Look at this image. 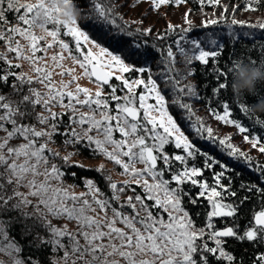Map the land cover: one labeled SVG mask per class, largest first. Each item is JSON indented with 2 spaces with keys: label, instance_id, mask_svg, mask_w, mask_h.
<instances>
[{
  "label": "snow or ice",
  "instance_id": "snow-or-ice-1",
  "mask_svg": "<svg viewBox=\"0 0 264 264\" xmlns=\"http://www.w3.org/2000/svg\"><path fill=\"white\" fill-rule=\"evenodd\" d=\"M142 2L158 11L161 6H179L187 0H124L122 6L131 11ZM198 2L203 5L205 0ZM209 2L220 4V0ZM63 3L65 8L70 6V0ZM82 7L92 15L88 25L78 26L74 13L70 19L60 18L69 13L62 11L58 0H0V42L4 45L0 51V255L7 257V261L0 259V264H45L38 257L22 256L24 245L10 232L14 224L22 226L21 238L37 253H60L56 264H248L243 254L237 257L227 250L229 240L253 248L250 264H264V183H242L240 189L246 194L238 196L231 181L222 183L231 170L229 165L200 149L170 112L173 106L181 112L195 139L218 144L228 157L251 166L250 156L225 139L217 140L213 129L195 115L187 100L202 97L195 85L183 81L195 74L193 62L205 69L211 67L216 83L208 99L210 114L234 125L239 133H247L244 141L256 148L264 136L251 135L250 127L232 118L233 105L247 115L249 102L255 103L256 97L236 94L231 105L217 101L219 110L211 108V103L231 88L242 63L264 70V53L247 62L229 59V67L223 68L222 44L189 38L192 21L188 12V27L180 28L179 39L158 48L154 43L146 46V40L128 39L146 37L152 29L130 30L115 4L83 0ZM243 7L256 11L264 7V0H246ZM227 11L224 6L221 18H226ZM9 14H14L15 23ZM218 22L210 19L201 26ZM231 23L264 29V23L246 25L235 18ZM178 27L169 24L168 31L156 39L164 41ZM37 29L43 35H38ZM53 48L59 50L47 57ZM157 55L160 67L153 70L148 61ZM177 56L188 66L186 73L176 68ZM46 59L52 61L51 67L41 63ZM65 59H71L74 67L56 74L71 79L58 83L53 75L56 68L64 69ZM14 61H27L34 75L17 72L23 65ZM76 67L96 85L94 92L79 85ZM131 73L137 76L125 75ZM37 84L43 90L35 87ZM5 87L10 92H3ZM256 123L264 126V122ZM56 136L75 152L61 156L50 146L56 143ZM81 150L113 163L118 174L127 179L118 184L101 165L86 170L100 175L108 191L95 180L83 178L85 190L76 192L80 185L67 183L65 177L77 175L69 168H84L79 163L69 164ZM259 151L264 154V145ZM197 157L204 158L203 167L195 165ZM215 165L221 171L213 173L210 184L202 177ZM257 170L264 177V166ZM253 197L259 208H251L250 218L241 225L244 206ZM185 201L193 207L207 201L202 226H197ZM216 219H227L229 226L218 229Z\"/></svg>",
  "mask_w": 264,
  "mask_h": 264
},
{
  "label": "trees",
  "instance_id": "trees-1",
  "mask_svg": "<svg viewBox=\"0 0 264 264\" xmlns=\"http://www.w3.org/2000/svg\"><path fill=\"white\" fill-rule=\"evenodd\" d=\"M72 2L74 4L73 11L78 24L88 25L90 23L92 15L91 10L82 7L83 0H72ZM105 2L116 5L118 13L124 16V20L129 25L130 30L135 31V29L137 28L152 29V33L146 37H128V39H133L135 42H143L146 40V46L148 47H150L154 43L158 48H163L166 45L172 44L174 40L179 39L178 33L180 31V28L188 27V24L185 21L182 24L179 23V27L176 29V33L168 35L164 41L157 40L156 36L158 34L164 35L168 31L167 26L169 24L177 26V21L175 20H171V23L168 24H166V22L162 20L161 16L164 9H174L172 11H175L181 8H186L187 12L190 10L188 13L191 18L190 20L192 21V31L188 33L189 38L201 40H216L219 44H222L224 48L222 58H220V65L223 66V68L229 67V59H239L241 62H247L248 58L259 59L261 58L262 53H264V29H261L260 27L253 28L249 26H242L240 24L233 25L231 23L233 18H235L237 21L246 22V25H259L261 23H264V14L260 16L261 13H264V7H259L256 11H245L243 6L245 5L246 0H220L219 5L210 3L209 0H205V3L203 5H201L198 0H187L186 3L180 4L179 6L175 4L161 6L158 11L150 10L151 5L149 2H142L140 3L142 7L139 8V4V6L134 10H131L129 14L126 8L122 6L124 0H119L118 4L117 0H105ZM133 3H135V0H133ZM224 6H228V11L224 13V17L226 18H221V13L224 12ZM234 6H239L236 8L237 10H239V16H236V13H234L237 10L233 12ZM143 14L148 19L145 24H143ZM247 14L256 15L245 17V15ZM254 16H257L258 18ZM210 19H218L219 22L215 25H209L206 28L201 26L203 22ZM117 22L119 23L120 21L118 20ZM92 34L95 35V31H93ZM143 46L145 45L142 44V47ZM209 47H212V45H209ZM153 51H155V49ZM158 59L159 56L157 55L148 61V64L153 68V70H159L160 66L157 63ZM0 67H2V65H0ZM177 67L180 68L182 74L186 73L188 70V66L184 64L181 57L177 58L176 68ZM193 67H195L196 69L195 74L192 76H188L187 79H189V83L196 86V91L202 97L199 100H187V102L192 104L195 115L200 117L207 127H211L213 129V136L216 137L217 140L229 138L230 136H228L227 133L230 130H232L233 133L238 135L240 138L246 135L247 133H239L238 129L234 125H227L222 121H217L214 116L210 114L208 99L211 96V87L214 83H216L214 79V73L211 67L205 69V67L200 65L198 62H193ZM2 91L8 93L10 92V89L5 87L2 89ZM165 95L166 98L170 101L171 96L167 92L165 93ZM261 95H264V83L258 84L257 94L254 96L257 100ZM249 96L252 97L253 95ZM235 98L236 94L233 93L231 88L225 89L220 96L213 98L211 108L218 109L217 101L229 102L231 105ZM251 104L253 103L249 102V106ZM170 112L180 123L182 129L186 132V134H188L189 137L193 139V142L200 149L208 152L212 157L219 159L229 165V168L231 170L225 174L222 183L227 185L229 181H231V188L232 190H236L238 192V196L243 197L246 194L243 190L240 189L242 183H264V177H262L261 173L257 170V166H264V154L258 152V155H255V157L250 156L252 159L251 166L245 164L243 160L238 161L236 159L230 158L226 154V149H224L222 146L213 144L210 141L195 139L193 137V134L187 128V122L181 118V112L176 107H171ZM232 118H235L243 125L250 127V129L252 130L251 135L264 136V126L256 123L264 122V113L254 114L253 112L249 111V113L245 115L244 113H240L239 111L235 110V107L233 105ZM249 139H251V136L249 137ZM229 141L226 140L227 143H230ZM234 141L237 143L236 140ZM58 142L59 141L57 140V143ZM231 142V145L233 147L237 148L240 151L243 150L242 146L233 145V143L235 142ZM259 145H264V141H261V144ZM242 152H244V150ZM203 164L204 158L197 157L195 165L197 167H203ZM72 169H74V171L77 173V177L73 178L77 182L80 183L81 177L91 178L98 183L99 187L102 190H104L105 192L108 191V189L105 187L104 180L95 171L86 170L90 168L72 167ZM219 171H221V169L218 165H215L212 169L205 170L202 178L206 179L208 182L211 181L213 183V173ZM185 187L187 188L190 186L186 185ZM192 191L195 193L196 191H198V189H192ZM185 203L187 205V201H185ZM206 206L207 201H202L199 207L187 205L191 214L193 215V218L196 220L197 226H202L204 223V212L206 210ZM253 207H256L257 210L259 208L258 202L255 197H253L250 202L245 204L243 215L240 218L241 225L245 224L250 218L249 210ZM197 212L201 214L199 217H196L195 215V213ZM225 225L229 226V222L227 219H224L223 221L219 219L216 222V227H222ZM10 232L11 235L15 236L16 239L20 241L22 245H24V251L22 253V256L24 258L33 256L38 257L41 261L45 262V264H56V261L52 259L53 252L49 250L47 252L37 253L32 244H30L27 240L21 238L22 226L20 224H14L10 229ZM227 250L234 252L237 257L243 254L245 260L248 262V264H250V258L253 255V248L249 247L248 245H244L243 247H241L239 244H236L235 242L229 240V246H227ZM261 250L264 251V249ZM213 264H216V262L213 261Z\"/></svg>",
  "mask_w": 264,
  "mask_h": 264
},
{
  "label": "rangeland",
  "instance_id": "rangeland-1",
  "mask_svg": "<svg viewBox=\"0 0 264 264\" xmlns=\"http://www.w3.org/2000/svg\"><path fill=\"white\" fill-rule=\"evenodd\" d=\"M33 2H34V0H33ZM58 4H59V6H60V8L62 9V11H64V12H73L74 13V11H73V9H74V4H73V2H72V0H70V6L69 7H67V8H65L63 5H64V3H63V0H58ZM140 7H142V5L140 4V6H139V8ZM125 8V7H124ZM126 10H127V12H128V14H129V12H131L128 8H126ZM172 10H174V9H164L163 10V13H162V16H161V18H162V20L163 21H165L166 22V24H168V23H171L170 21L171 20H175V21H177V26H179V23H184V21H185V13L187 12V10H186V8H181V9H178V10H175V11H172ZM237 10V9H236ZM189 12V11H188ZM234 13H236L235 15L236 16H239L240 14H239V10H237L236 12H234ZM264 13H261V15L260 16H262ZM144 15V14H143ZM252 15H256V14H247V15H245V17L246 16H252ZM132 16V15H131ZM254 17H257V16H254ZM264 17V16H263ZM263 17H261V18H263ZM61 19H65V16H61L60 17ZM76 18V17H75ZM258 18V17H257ZM9 19L10 20H12V22L13 23H15V19H14V14H9ZM143 19H144V22H143V24H145L146 23V21L148 20L147 19V17L144 15V17H143ZM188 19H191L190 18V16H189V14H188ZM255 19V18H254ZM259 19H260V17H259ZM77 20V19H76ZM180 20V21H179ZM143 21V20H142ZM140 22V21H139ZM78 26H80L79 24H78ZM168 27V26H167ZM37 31V34L38 35H43V33L40 31V30H36ZM62 38L64 39V40H66V41H71L72 40V38L71 37H64V36H62ZM17 39H20L19 37H17ZM49 39V41H50V37L48 38ZM21 42V44H26V41H24V40H21L20 41ZM42 44H43V41L41 42ZM70 46H74V45H72V44H70ZM59 49L58 48H53V49H51V50H49L48 51V53H47V57H51V55H53L55 52H57ZM0 51H4V45H3V43L2 42H0ZM96 51H98V50H96ZM174 51H175V48H174ZM12 55H14V54H12ZM37 55L38 56H40V55H44L43 53H37ZM65 56H67V53H65ZM179 57V56H178ZM177 57V58H178ZM44 62H46L50 67L52 66V61L50 60V59H46V61H42L41 63H44ZM14 63H21L22 65H23V67L21 68V69H17V72H20V71H23V72H25V73H27L28 75H34L32 72H31V70H30V67H29V64H28V62L27 61H14ZM63 64H64V69H59V68H56L55 69V72H54V75H53V79L56 81V82H60L61 80H63V81H68L69 79H71V77L70 76H68V75H64L63 77H61L60 75H58V74H56V73H59L60 71H62V70H64V71H66V70H68V69H71V68H73L74 67V65H73V61L71 60V59H65L64 61H63ZM177 69L180 71V68H178L177 67ZM81 72H82V70H80L78 67H76V70H75V75H77V76H80L81 78L78 80V83H79V85L81 86V87H87V88H89L90 90H92L93 92L96 90V85L92 82V81H90V80H88L87 78H85V77H83L82 75H81ZM181 72V71H180ZM125 75H131L132 76V78H135L136 76H137V74L136 73H131V74H125ZM94 80V79H93ZM113 82L114 83H117L116 81H114L113 80ZM183 83L184 84H188L189 83V79H186V80H184L183 81ZM35 87H37V88H40L41 90H43L42 89V86H40V85H35ZM76 87V85L75 84H73L72 85V88H75ZM142 89H137V91L139 92V91H141ZM149 103H154V101L153 100H150L149 101ZM60 109H54V111H59ZM66 119V118H65ZM228 136H230L229 138H225L227 141H229L230 142V144L232 143L231 141H233V142H235L234 140H236L237 141V143L235 142V143H233V145H239V146H242L243 147V150H244V152L247 154V155H249V156H251V157H255V155H258V152H260L259 151V147H260V145L258 144L257 145V147L256 148H253L252 147V144L250 143V142H246V141H244V139H243V137H239L238 135H236L235 133H233V131L232 130H230V131H228ZM231 138H233V139H231ZM55 141H56V143H54V144H52V145H50L51 147H53L55 150H57V151H59L60 152V154H61V156H64V155H67L69 152H75V149L72 147V146H67V147H65V146H63V144H62V138L60 137V136H56L55 138ZM57 140L59 141L58 143H57ZM249 141H251V139H249ZM242 149V148H241ZM243 150H241V151H243ZM169 151L171 152L172 151V149L171 148H169ZM177 151H179V150H177ZM252 154V155H251ZM76 163H79V164H82L83 166H84V168H97V167H100L101 165H103L104 166V168H105V170H106V172H107V174H109V175H111V177H112V180L113 181H115V182H117L118 184H120V183H123V181L124 180H126L127 179V177L126 176H123V175H120V174H118V169L115 167V165L113 164V163H111V162H108L106 159H104V158H93L90 154H89V152L88 151H83V150H81L78 154H75V155H73L72 157H71V159L69 160V164H73V165H75ZM69 171L70 172H75L74 171V169H72V168H70L69 169ZM77 177V176H76ZM83 178H87V177H81V181H80V183L79 182H77L75 179H73V177H71V176H69V177H65V179L67 180V183H69V184H76V185H80L79 187H77L75 190H76V192H81V191H84L85 189H84V187H83V184H82V179ZM199 179V178H198ZM204 179V178H203ZM210 184L212 183L211 181L209 182ZM129 195H131L132 193L131 192H129L128 193ZM230 199V198H229ZM217 220H219V219H216V221H215V223L217 222ZM221 221H223V220H221ZM58 223H63L62 221L61 222H58ZM226 223V222H225ZM226 226H228V225H225V226H222V227H217L218 229H222V228H224V227H226ZM69 227L71 228L72 227V225H69ZM59 256H60V253H53L52 254V259L53 260H55V261H57L58 259H59ZM0 259H2V260H5V261H7V257L6 256H3V255H0Z\"/></svg>",
  "mask_w": 264,
  "mask_h": 264
},
{
  "label": "clouds",
  "instance_id": "clouds-1",
  "mask_svg": "<svg viewBox=\"0 0 264 264\" xmlns=\"http://www.w3.org/2000/svg\"><path fill=\"white\" fill-rule=\"evenodd\" d=\"M67 13L69 15L65 16V19L72 18L73 12ZM262 83H264V70L251 64L242 63L233 75L231 89L237 95L247 94L254 96L257 94L258 84ZM249 109L254 114L264 113V99H257L255 103L249 106Z\"/></svg>",
  "mask_w": 264,
  "mask_h": 264
},
{
  "label": "water",
  "instance_id": "water-1",
  "mask_svg": "<svg viewBox=\"0 0 264 264\" xmlns=\"http://www.w3.org/2000/svg\"><path fill=\"white\" fill-rule=\"evenodd\" d=\"M94 79V78H93Z\"/></svg>",
  "mask_w": 264,
  "mask_h": 264
}]
</instances>
